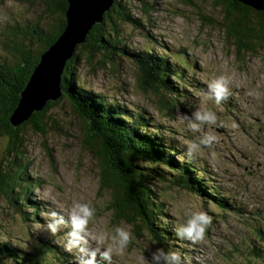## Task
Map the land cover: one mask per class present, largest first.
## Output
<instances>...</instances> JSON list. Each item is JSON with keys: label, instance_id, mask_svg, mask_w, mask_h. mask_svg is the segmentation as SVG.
Masks as SVG:
<instances>
[{"label": "rangeland", "instance_id": "obj_1", "mask_svg": "<svg viewBox=\"0 0 264 264\" xmlns=\"http://www.w3.org/2000/svg\"><path fill=\"white\" fill-rule=\"evenodd\" d=\"M120 5L118 11L137 24L134 27L122 23L112 14L121 38L118 41L126 49L136 54H170L169 64H177L179 59L187 66L182 69L184 79L174 83L178 90L175 98L180 101H171L172 94L160 96L148 89L131 58L118 52L113 65L102 62L99 56L80 61L78 80L107 102L125 105L147 117L151 121L148 128L160 127L161 137L180 153L174 157L179 161L188 158L196 168L201 187L206 185L205 189L216 195L215 199L205 193L199 197L169 181L154 182L158 197L153 192L152 201L162 205L161 223L169 227L175 244L165 249L179 251L183 264H254L252 249H264L263 240L253 230L257 228L264 235V45L256 53H244L239 58L222 29L223 8L212 0H120ZM54 8L60 9L54 0H0V61L12 64L22 48L32 55L39 52L40 43L14 30L26 26L32 38L36 37L34 28L49 34L58 24L59 13L53 12ZM221 74L230 77V95L216 104L207 85ZM203 108L217 114L216 123L191 129L182 117ZM47 115L45 135L27 128L19 148L9 146L7 139L0 137V161L6 157L4 168H0L2 174L10 178L22 173L30 181L29 203L24 211L16 212L0 190V239L28 252L49 241L64 253L69 264H75L78 253L65 249L69 228L50 233L46 228L48 212L55 210L67 219L73 204L87 202L95 209L88 225L90 237L101 229L110 232L117 225L127 226L132 234L122 253L113 254L111 262L97 257L98 264H138L141 252L148 256L146 246L149 250L159 246L150 241L146 232L135 237L131 223L112 219L109 192L99 189L95 153L82 147L85 123L65 99ZM206 133L213 134L216 140L188 156L189 144ZM220 199L225 200L224 209L218 206ZM31 205H37L36 214L31 213ZM188 209L202 210L212 218L201 240L176 236L175 228L184 222ZM90 243L94 246V240L90 239Z\"/></svg>", "mask_w": 264, "mask_h": 264}, {"label": "trees", "instance_id": "obj_2", "mask_svg": "<svg viewBox=\"0 0 264 264\" xmlns=\"http://www.w3.org/2000/svg\"><path fill=\"white\" fill-rule=\"evenodd\" d=\"M58 1L61 3L60 9L53 10L59 13L58 24L53 26L52 32L43 35L41 30L34 28L36 37L32 38V35L26 32V26L19 29L20 34L27 40L41 44L40 51L32 55L22 48L12 64L0 61V137L6 138L9 146L19 148L23 145L21 141L27 128L36 134L45 135L47 113L65 99L72 112L86 125L82 147L95 153L92 154L99 168V189L109 192L108 209L112 210V219L131 223L135 229L133 231L135 237L146 232L150 241L155 242L160 248L175 246L169 227L161 223L162 205L152 201L153 192L155 198L158 197L153 190L154 182L169 181L174 186L199 197L205 193L215 199V193L205 189L206 185L201 187L200 180L195 176L196 168L188 158L179 161L174 157L180 153L169 140L161 137L160 127L148 128L151 121L147 117L125 105L107 102L105 97L85 89L77 78V65L80 61L85 62L99 56L102 62L113 65L114 55L125 54L138 68L139 78L148 89L160 93V96L162 93L172 94L171 101L176 103L180 101L175 98L178 90L174 83L184 79L181 70L186 68L184 62L177 59L178 65L173 62L169 64L167 58L170 54L156 52L149 54L147 51L136 54V51L126 49L125 44L123 46L118 41L121 38L118 37V29L113 22L112 14L118 16L117 19L122 23L126 22L134 27L137 24L135 19L118 11L121 9L120 0H114L111 9L103 15V22L91 28L85 43L77 46L72 58L66 62L61 74V89L64 90L61 99L48 102L42 111L34 113L16 129L8 123V118L19 99V93L38 63L39 56L56 40L64 28L67 4L64 0ZM212 2L215 6L220 5L223 8L221 25L225 29L227 39L231 40L237 49L236 54L239 58L244 53H256V50L264 45V11H254L234 0ZM143 5H146L145 2ZM142 12L145 13L144 8ZM202 21L206 22V19L203 17ZM19 31L17 28L14 30L16 33ZM153 129L154 133L149 132ZM5 159L4 156L0 161V168H4ZM21 174L8 178L0 170V190L7 201L17 209L16 212L24 211L29 203L30 181L28 176ZM225 204V200L220 199L218 206L224 209ZM30 209L31 213L38 212L37 205H31ZM25 220L33 222L32 219ZM256 235L264 242V235L260 231ZM56 253L61 256L59 263L69 264L64 253L59 248L51 246L49 241L28 252L0 239V259L4 264H55ZM251 255L255 260L254 264H264V249H252Z\"/></svg>", "mask_w": 264, "mask_h": 264}, {"label": "clouds", "instance_id": "obj_3", "mask_svg": "<svg viewBox=\"0 0 264 264\" xmlns=\"http://www.w3.org/2000/svg\"><path fill=\"white\" fill-rule=\"evenodd\" d=\"M230 77L221 74L211 80L207 85L208 94L216 104L226 100L230 95ZM184 122L191 129L197 130L201 125H214L217 121V114L208 108L197 109L190 115L182 117ZM216 140L211 133L200 136L193 141L186 149V154L191 156L193 151L200 147H207ZM95 214V209L87 202H77L71 206L67 219L59 212L52 210L48 212L46 228L50 233H56L63 227H68L65 249L78 253L75 264H98V259L111 262L113 254L122 253L128 246L131 239V230L127 226H115L109 232L107 229L98 230L94 237H90L88 231L89 222ZM211 217L204 211H192L188 209L185 220L176 227V236L181 239L197 241L204 238L205 231L211 224ZM94 240V246L90 243ZM107 241V244H105ZM148 251V256L141 252L138 256V264H183L181 254L177 250H166L155 248ZM3 261H0L2 264Z\"/></svg>", "mask_w": 264, "mask_h": 264}, {"label": "water", "instance_id": "obj_4", "mask_svg": "<svg viewBox=\"0 0 264 264\" xmlns=\"http://www.w3.org/2000/svg\"><path fill=\"white\" fill-rule=\"evenodd\" d=\"M64 28L56 40L39 56L27 83L19 93L17 104L8 118L13 129L43 110L48 102L64 95L61 74L77 46L85 43L91 28L100 23L114 0H64ZM254 11H264V0H234ZM224 29V27H222Z\"/></svg>", "mask_w": 264, "mask_h": 264}, {"label": "bare ground", "instance_id": "obj_5", "mask_svg": "<svg viewBox=\"0 0 264 264\" xmlns=\"http://www.w3.org/2000/svg\"><path fill=\"white\" fill-rule=\"evenodd\" d=\"M106 13V12H105ZM101 21H103V16H102V20ZM99 24V23H98ZM190 61V60H189ZM190 62H192V61H190ZM139 63V62H138ZM187 63V62H186ZM178 64V63H177ZM183 64V63H182ZM185 64V63H184ZM187 67V66H186ZM189 68V67H188ZM182 70V69H181ZM193 70V69H192ZM188 72V71H187ZM60 86H61V84H60ZM182 88V87H181ZM186 90V89H185ZM187 94V93H186ZM60 105V104H59ZM147 136V135H146ZM155 138V137H154ZM162 139V138H161ZM166 154V153H165ZM166 156V155H165ZM98 159V158H97ZM167 160V159H166ZM165 160V161H166ZM104 166V165H103ZM174 176V175H173ZM169 177V176H168ZM195 181V180H194ZM166 201V200H165ZM229 207H226V209H228ZM239 211L240 210H238L237 209V207H235V212H238L239 213ZM65 215V214H64ZM68 216V215H67ZM175 227V226H174ZM176 229V228H175ZM254 230V232L257 234V232L259 231L257 228H254L253 229ZM171 240V239H170ZM175 248V247H174ZM177 248V247H176ZM254 249V248H253ZM46 250V249H45ZM168 250V249H167ZM58 255H59V258H58ZM55 259H56V261H57V263H59L60 261H61V256H60V254H58V253H56V257H55ZM98 259V258H97Z\"/></svg>", "mask_w": 264, "mask_h": 264}, {"label": "flooded vegetation", "instance_id": "obj_6", "mask_svg": "<svg viewBox=\"0 0 264 264\" xmlns=\"http://www.w3.org/2000/svg\"><path fill=\"white\" fill-rule=\"evenodd\" d=\"M55 4L60 7L61 6V3L58 1V0H54ZM20 29V26H17V30L19 31Z\"/></svg>", "mask_w": 264, "mask_h": 264}]
</instances>
